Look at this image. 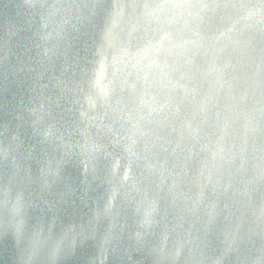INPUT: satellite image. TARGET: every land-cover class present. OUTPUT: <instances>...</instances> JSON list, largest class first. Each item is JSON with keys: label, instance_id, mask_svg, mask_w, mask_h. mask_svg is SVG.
I'll return each instance as SVG.
<instances>
[{"label": "water", "instance_id": "obj_1", "mask_svg": "<svg viewBox=\"0 0 264 264\" xmlns=\"http://www.w3.org/2000/svg\"><path fill=\"white\" fill-rule=\"evenodd\" d=\"M0 264H264V0H0Z\"/></svg>", "mask_w": 264, "mask_h": 264}]
</instances>
